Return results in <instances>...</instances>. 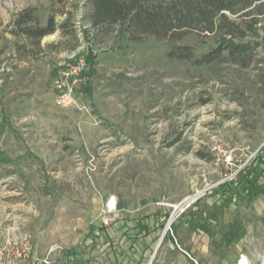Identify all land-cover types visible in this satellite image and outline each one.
<instances>
[{
  "label": "rangeland",
  "instance_id": "374dc122",
  "mask_svg": "<svg viewBox=\"0 0 264 264\" xmlns=\"http://www.w3.org/2000/svg\"><path fill=\"white\" fill-rule=\"evenodd\" d=\"M26 8L33 27L49 17L61 27L38 42L11 35ZM256 41L199 65L169 52L201 57L214 37L132 40L124 27L95 28L91 0H0V264H149L186 211L219 199L250 207L264 165L252 188L240 173L224 181L264 158V19ZM110 196L117 221L106 225ZM254 243L245 256L264 264Z\"/></svg>",
  "mask_w": 264,
  "mask_h": 264
},
{
  "label": "trees",
  "instance_id": "16d2710c",
  "mask_svg": "<svg viewBox=\"0 0 264 264\" xmlns=\"http://www.w3.org/2000/svg\"><path fill=\"white\" fill-rule=\"evenodd\" d=\"M91 4L95 28L124 27L132 40L153 35L174 41L190 31L216 40V47L201 57H195L186 47L184 51L171 50L170 58L193 59L203 65L226 53L233 57L245 56L261 46L256 38L264 19V0H91ZM34 22L33 9H23L13 16L9 33L38 42L61 27L53 17H49L46 26L33 27ZM257 164L258 167L264 165V158L240 171V177L246 179L249 188H252ZM261 169L258 177L264 172V167Z\"/></svg>",
  "mask_w": 264,
  "mask_h": 264
},
{
  "label": "crops",
  "instance_id": "0c3cea01",
  "mask_svg": "<svg viewBox=\"0 0 264 264\" xmlns=\"http://www.w3.org/2000/svg\"><path fill=\"white\" fill-rule=\"evenodd\" d=\"M221 201L186 211L176 222V235H162L163 242L154 249L149 264L157 250L161 259L156 257V264H238L250 243L263 249L264 235L254 239L250 231L252 227L264 228V194L248 208ZM145 224L151 226L149 221Z\"/></svg>",
  "mask_w": 264,
  "mask_h": 264
},
{
  "label": "built area",
  "instance_id": "2783aa9c",
  "mask_svg": "<svg viewBox=\"0 0 264 264\" xmlns=\"http://www.w3.org/2000/svg\"><path fill=\"white\" fill-rule=\"evenodd\" d=\"M74 70L77 71V70H80V68L78 67V68H76ZM58 84H60L59 85V88H62V82H58ZM248 162H249V160L246 161L244 163V165L241 166L235 173H232L227 179H225L226 181H224V182H227L229 180L230 181L236 180L237 177H238V175H239V173H240V171L243 169V167H245L248 164ZM191 203H192V201L189 202V203H187V205H183V207L178 206V207L175 208V210L176 211L180 210L181 213H183L186 210V208L191 205ZM118 205H119V201H118V199H117L116 196H110L107 199V202H106V205H105V209H104V213L107 215L106 218H105L106 225H112V224L116 223V221H117ZM172 223H173V221H171L169 223V225L167 226L166 232H168V231L172 232V229H171ZM29 250H30V247L29 246H26L25 251H29ZM0 253L3 254V251H0ZM19 254L21 256V253H19ZM243 261H245L247 264H250L249 261L247 260V258L244 255H242L240 257V260H239L238 264H241Z\"/></svg>",
  "mask_w": 264,
  "mask_h": 264
},
{
  "label": "bare ground",
  "instance_id": "6f19581e",
  "mask_svg": "<svg viewBox=\"0 0 264 264\" xmlns=\"http://www.w3.org/2000/svg\"><path fill=\"white\" fill-rule=\"evenodd\" d=\"M181 212V211H180ZM241 264H247L245 261H243Z\"/></svg>",
  "mask_w": 264,
  "mask_h": 264
}]
</instances>
